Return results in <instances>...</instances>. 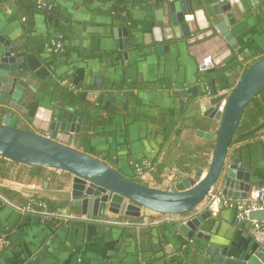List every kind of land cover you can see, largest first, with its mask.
<instances>
[{"label": "crops", "instance_id": "crops-1", "mask_svg": "<svg viewBox=\"0 0 264 264\" xmlns=\"http://www.w3.org/2000/svg\"><path fill=\"white\" fill-rule=\"evenodd\" d=\"M54 3L56 17L52 27L48 24L45 14L39 11L33 17L30 26L32 32L29 35L25 30V20H8L12 15V8L9 7L0 12V32L13 44L19 43L22 46L27 44L30 36L42 40L41 38L48 34L64 35L66 32L68 37L65 45L83 49L91 58H81L72 50L61 64L65 74L78 77L85 70L86 76L91 77L100 72L101 68L108 67L107 78L112 79L111 81L117 79L120 85L124 86L123 90L125 86L134 85L132 91H141V97L147 103L162 104L163 111L166 109L169 114L179 108V102H174L165 94V88L150 85L167 78L178 80L188 89L196 83L199 74L198 59L192 54L193 56L188 57V63L184 49L179 50L173 45L169 51L163 48L161 51H153L154 45L159 46L165 40L171 42L176 38L172 33V24L169 23L168 7L153 3L146 9H139L132 8L129 3V14L125 15V20L117 21L110 14L115 6L113 1L96 0L90 5L85 4L83 0H55ZM233 11L238 23L231 31L238 40V45L230 47L218 33L204 46V53H210L213 57L210 61L220 68L231 63L244 67L249 64V58L255 61L264 57V12L252 14L243 6L240 9L236 6ZM117 29H125L128 33L130 47L125 49L128 53L127 59L119 50V41L115 37V34L119 35L115 32ZM105 58H108L107 63L104 62ZM240 74L236 69L233 71V77ZM207 104L204 103L203 106L209 109ZM151 112L156 114L157 111ZM198 113L202 116L203 109ZM197 117L195 114H185L181 136L178 139L185 149L182 153L175 151L170 156L171 164H165V182L168 181V185L179 182L183 171L186 174L185 170L193 169L198 156L210 163L213 151L211 153L208 149L201 154L196 152L197 147L210 145H206L205 139L199 137L198 130L194 129ZM203 129L213 131L209 128ZM262 140L264 141V136ZM239 147L230 148V160H241L239 165L251 173L253 188H257L264 183V142L251 150H240ZM188 154L193 156H187ZM4 167L9 171L7 175L0 176V187L10 191V196H0V238L6 242V251L0 258V264H20L28 256L42 257L44 264H218L217 258L220 256L250 259L261 247L255 236L249 233L254 230L250 223H246L245 228L239 226L236 209L221 208L200 227V231L210 237V240H206L209 243L207 252L185 259L183 249L190 239L177 228L165 231L161 226L172 222L178 224L200 216L208 210L206 200L198 210L187 216L163 217L157 213L143 211L140 217L144 219L143 224L136 226L132 233L134 238L127 240L118 253L115 245L121 238L122 231L119 227L122 224L116 223V220L121 216L113 215H109L105 223L94 221L97 218H89L92 222L86 229L64 228L58 239L43 245L48 231L44 227L27 223L29 221L22 211V204L32 196H38L66 207L57 217L65 221L79 220L82 217L80 211L73 206L70 198L72 179L67 182L61 171H47L44 173L45 177L35 178L27 171L28 166L16 163L12 166L6 164ZM216 189L220 192L221 185ZM96 223L105 226L102 232L99 233L95 229Z\"/></svg>", "mask_w": 264, "mask_h": 264}, {"label": "flooded vegetation", "instance_id": "flooded-vegetation-1", "mask_svg": "<svg viewBox=\"0 0 264 264\" xmlns=\"http://www.w3.org/2000/svg\"><path fill=\"white\" fill-rule=\"evenodd\" d=\"M181 1L187 0H166L161 4L169 8L168 5ZM189 1H191L194 12H197V21L201 26L196 34L182 35L180 40L175 38L171 42L165 40L159 46L154 45L153 51L157 52L161 48L169 51L174 45L179 50L184 49L186 61L190 63L188 57L193 56L195 49L198 48L196 53L200 54L201 58L205 60L203 63L208 65L210 61L206 58L213 60V57L206 51L207 54H204V46L218 33L221 35L216 26L221 22V19L216 18L212 13V5L215 3L208 4L205 0ZM198 2H201V5H197ZM259 12H264V9L260 8L255 13ZM168 16L171 17V10ZM184 24L172 25V29L179 28ZM1 38L10 42L11 48L14 50V57L22 53H25L26 56L34 55L42 65L35 71L26 65V67L20 68L18 73H14L13 66L9 63L8 70H0L1 73L6 71L9 75L2 76V78H8V84L2 86L6 97L4 102L0 103V125L6 118H9L15 122V128L33 132L45 138H49L51 133H63L60 135L62 138L65 137L64 140L66 139L63 144L98 159L118 172L120 171L119 173L125 175L126 177H124L127 179L130 177L140 179L143 182L141 185L153 187V189H162L163 186L170 184L168 181L165 182V164H171L170 156L175 151L182 153L185 149L178 140L181 136V123H184L185 114L198 116L197 121H194V126H199L197 130H202L209 124L213 125V131L206 132L216 136L219 123L205 117L204 114L199 116L198 112L213 95L231 93L245 74L244 67L238 63H231L228 66L225 64L226 66L223 68L214 66L215 71H212V67L206 70L199 67L196 83L188 89H185L178 80L172 81L165 78V81H169L170 84L165 83L164 85L163 83L159 86L165 88V94H168L174 102H179V108L169 114L166 109L163 111L162 104L147 103L143 100L141 91H132L126 86L125 90L121 89L117 79L111 81L112 79L107 78L108 67L101 68L100 72L94 73L91 77L86 76L85 70L78 77H70L69 73L65 74L61 66L62 62L54 67L53 63L46 59L47 55L45 58L37 50L28 51L24 48V44L23 46L19 43L13 44L0 32ZM52 43L48 45L47 53L52 49ZM2 46L3 44L0 43V60L4 56ZM202 49L203 51H201ZM120 51L127 59V50ZM107 59H104L105 63L108 62ZM235 69L241 73L237 77H233ZM41 70L43 71L41 72ZM98 76L105 77L101 85L95 84L98 82L96 81ZM70 92L78 94L77 98H70L71 95H68ZM17 93L19 96L16 95ZM143 94L144 92H142ZM119 97H122V102L118 103ZM207 98L209 99L207 100ZM207 105L209 108V103ZM154 110L157 111L156 114L151 112ZM56 113L59 114V117L56 116ZM57 123H60V127L65 124V128L67 127L69 132H63L60 128L54 129V124ZM177 136L178 138H176ZM167 138L169 139L167 140ZM205 141L206 145L215 142ZM160 166L164 168L162 172L159 171ZM195 167L197 166H194L193 170ZM182 174L181 180L188 175L183 172ZM66 179L68 182L73 179V176L66 177ZM69 192L71 193V190ZM27 216L32 215L27 214ZM81 216L79 221L92 222L93 218ZM104 218L101 219H104L102 222L105 223L106 218L109 217Z\"/></svg>", "mask_w": 264, "mask_h": 264}, {"label": "water", "instance_id": "water-1", "mask_svg": "<svg viewBox=\"0 0 264 264\" xmlns=\"http://www.w3.org/2000/svg\"><path fill=\"white\" fill-rule=\"evenodd\" d=\"M205 2L215 3L212 5V13L216 18L221 19V22L216 25L217 29L221 32V36L229 42L230 47L238 45V40L231 32V26L237 22L236 13L233 11L234 7L239 6L240 9L243 6L251 13L257 12L260 8L264 9V0H205ZM197 5H201V2H198ZM168 6L171 10L169 22L172 25L185 23L172 30L176 38L180 40L182 35L196 34L201 26L197 21V12L192 9L191 1H181ZM115 32L119 33V35L115 34V37L119 41L120 50L128 49L130 40L127 31L117 29ZM54 38L62 39L63 36L55 35ZM0 43L3 44L4 54L0 60V70H8L9 63L13 66L14 73H18L19 69L26 65L32 71L42 65L34 55L26 56L25 53H22L14 57V50L5 38H1ZM197 50L198 48L195 49L193 55L198 59L200 68L206 70L212 67V71H215L210 59L207 57L206 59L210 62L208 65L204 64L205 60L196 53ZM2 76L9 75L6 71L0 72V103H3L6 97L2 86L8 84V78H2ZM96 79L98 82L95 84L101 85L105 77L98 76ZM263 90L264 58L252 62L251 67L231 93L207 98L210 107L206 109L203 106V113L205 117L219 123L216 136L206 131H197L199 137L215 141L209 166L207 169L195 167L192 175L188 174L179 183L165 185L162 189H153L133 182L98 159L63 144V141H66L65 137L60 136L63 133H51L49 138H45L33 132L15 128V122L9 118H6L0 125V157L16 164L42 167L72 175L70 198L73 206L79 209V214L85 217L100 219L113 215L140 218L143 211L172 216L188 214L198 210L210 192L218 185H221L224 197L233 199H246L253 189L251 173L246 172V169L239 165L241 160L237 158L230 160L229 150L246 108ZM16 95L19 96V93ZM117 101L118 103L122 102V97H119ZM56 116L59 117V114L56 113ZM65 126L63 124L60 127V123H57L54 124V129L60 128L63 132H69ZM263 128L264 124L253 131L239 135L238 138H244ZM212 215L211 210H206L200 216L178 223L176 228L188 239L198 237L210 240L208 235L200 231V227ZM250 219L262 221L263 212L251 213ZM26 220H31L35 226L41 219L38 216H27ZM239 224L242 228L246 226L244 222ZM249 233L254 235L261 244L258 252L252 258L232 259L220 256L217 258V263L263 264L264 238L255 230H251Z\"/></svg>", "mask_w": 264, "mask_h": 264}, {"label": "trees", "instance_id": "trees-1", "mask_svg": "<svg viewBox=\"0 0 264 264\" xmlns=\"http://www.w3.org/2000/svg\"><path fill=\"white\" fill-rule=\"evenodd\" d=\"M44 2L47 4V7H41L40 2ZM54 1L55 0H0V12L2 13L5 11L7 8H12V15L8 17V20H17V19H23L25 20L24 24L27 25L25 27V30L28 31L27 33L30 35L32 31H30V26L33 23V17L35 14H37L39 11L43 12L47 18L48 24L52 27L54 24V19H55V10H54ZM85 4L90 5L96 0H83ZM100 2H107V1H113L114 2V7L110 11L111 16L117 20V21H124L126 18L125 15L129 14V3L131 4L132 8H139V9H146L150 7L153 3L155 5H159L161 3H164L166 0H99ZM56 34V35H61L63 36L62 39H55L54 38V33L48 34L45 37L41 38L42 40H39L37 37L30 36L29 41L27 42L26 45H24V48L27 49L28 51H34L37 50L39 54L44 55L46 58L47 55V60H50V62L53 63V66L56 67V65L59 64V62L64 61L68 56L70 55V52L74 50L78 54L79 57H83L84 59L91 58L88 53H86L85 50L80 49V48H71L67 45H65V42L67 41L68 35L65 34ZM53 42V43H52ZM52 43V49L50 52L47 53V48L48 45H51ZM57 44H60L61 47L57 48ZM40 55V56H41ZM252 59L249 58V61L246 66H244L245 73L246 71L251 67ZM55 63V64H54ZM245 65V64H244ZM243 67V65L241 66ZM170 84L169 81L161 80L157 81L155 83L150 84L152 87L154 86H159L162 84ZM129 89H134L135 86L130 84L128 86ZM138 88V87H136ZM121 89H124V86H121ZM67 92V91H66ZM71 96H70V95ZM70 98L74 99L77 98L78 94H74L72 92L68 93ZM264 124V90L256 96L251 103L248 105L246 108L243 117L240 121V124L237 128L236 134L231 142L230 148H240V150H251L257 145H261L264 141L262 140V137L264 136V128L259 130L256 133H253L249 136H246L244 138H238L239 135L248 133L250 131H253L260 125ZM183 123H181V126ZM180 126V127H181ZM198 129L199 126H194V129ZM206 128L213 129L211 125L209 124ZM204 130V129H203ZM174 133V131L172 130ZM170 138V137H169ZM167 138V140L169 139ZM210 150L212 153L214 149V142L210 143L209 146L207 147H197L196 152L201 154L206 152L207 150ZM187 156H193V154H188ZM186 160V159H185ZM0 176H5L7 175L6 168L4 165L10 164L11 166L14 165V163L5 160L4 158L0 157ZM183 161V160H182ZM181 161V162H182ZM197 163L195 166L203 167V168H208V161L207 160H202L200 156L197 158ZM182 164H180L181 166ZM27 171L31 173V175L35 178H43L44 173L47 171H51L52 173H56L58 171L55 170H49L46 168L42 167H26ZM164 170L163 166H160L159 171L162 172ZM120 172V171H119ZM184 172V171H183ZM186 174H191L193 172V169H187L185 170ZM66 177H70L72 175L68 173H64ZM125 176V175H123ZM126 177V176H125ZM132 181H135L139 184H143V182L138 179V178H129ZM219 186V185H218ZM0 196H5L8 197L10 196V191H8L6 188L0 187ZM208 200L206 199V206L208 204ZM30 209V210H29ZM66 209L62 204H57L54 201L45 199V198H39L38 196H32L29 200H25L24 203L22 204V211L27 215H35L40 217V222L37 225V227H44L46 231H48V234L45 236L43 245H45L48 242H52L56 238L58 239L61 235V232L64 228H77V229H86L88 226L91 225V222H84V221H79V220H70V221H65L61 219L59 216L57 217L58 214H60V211ZM208 209V208H207ZM209 210V209H208ZM184 214L181 216H187L192 214ZM163 217H170L172 215H163L160 214ZM105 219V218H104ZM104 219H96L98 221H103ZM122 224L120 225L119 229L122 231L121 238L118 242H116L115 245V250L118 253V251L121 249V247L124 245V243L129 240L134 238L133 237V232L136 226H139L143 224L144 219L143 218H132V217H120L119 219L116 220V223ZM30 225H33L32 221L27 222ZM126 225V226H125ZM36 226V225H35ZM177 223L172 222V223H164L161 226V229L170 230L171 228H176ZM95 229L100 233L103 231L105 226H103L100 223L94 224ZM107 227V226H106ZM100 231H99V230ZM150 230V229H149ZM50 232V233H49ZM1 237V235H0ZM134 240V239H133ZM208 241L194 237L188 241V243L185 245V249H183V255L185 259L191 258V257H198L207 252L208 247ZM6 251L4 248L2 252H0V258L2 254ZM116 253V254H117ZM116 257V255H115ZM20 264H44V261L42 257H33V256H28L25 257L24 260Z\"/></svg>", "mask_w": 264, "mask_h": 264}, {"label": "built area", "instance_id": "built-area-1", "mask_svg": "<svg viewBox=\"0 0 264 264\" xmlns=\"http://www.w3.org/2000/svg\"><path fill=\"white\" fill-rule=\"evenodd\" d=\"M41 7H47V4L40 2ZM57 48H60L61 45L57 44ZM218 189L214 188L209 196L207 197L208 204L207 208L213 213L219 211L221 208H234L237 210V222L239 223H250L253 229L264 238V183L257 187L253 188L249 193L246 200H236L233 198H227L222 195V192H217ZM30 210V209H29ZM253 212H263V220H251L250 215ZM6 246V242L0 238V252Z\"/></svg>", "mask_w": 264, "mask_h": 264}, {"label": "rangeland", "instance_id": "rangeland-1", "mask_svg": "<svg viewBox=\"0 0 264 264\" xmlns=\"http://www.w3.org/2000/svg\"><path fill=\"white\" fill-rule=\"evenodd\" d=\"M213 154V153H212ZM146 180H149V178H146ZM153 188V187H152ZM158 214V213H157Z\"/></svg>", "mask_w": 264, "mask_h": 264}]
</instances>
